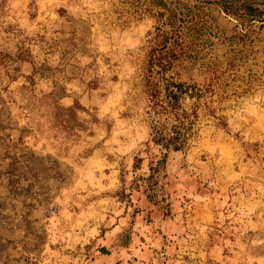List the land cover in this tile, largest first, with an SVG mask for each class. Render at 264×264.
<instances>
[{"label":"rangeland","instance_id":"obj_1","mask_svg":"<svg viewBox=\"0 0 264 264\" xmlns=\"http://www.w3.org/2000/svg\"><path fill=\"white\" fill-rule=\"evenodd\" d=\"M0 264H264V0H0Z\"/></svg>","mask_w":264,"mask_h":264},{"label":"trees","instance_id":"obj_2","mask_svg":"<svg viewBox=\"0 0 264 264\" xmlns=\"http://www.w3.org/2000/svg\"><path fill=\"white\" fill-rule=\"evenodd\" d=\"M248 10L252 11V8H248ZM191 88L183 83H177L170 81L166 83L164 91H165V101L159 99L160 91L158 89L153 90L151 92V102L150 105L151 110L154 111L156 120L153 119L152 124V137L151 140L154 144L163 146L165 149L172 148L173 150H181L187 140L188 128L184 127L185 119H187L188 114L181 110L179 105V99L183 94H188L190 97L193 94H189L188 90ZM164 102L166 104L164 105ZM182 111V112H181ZM172 113L175 118V124H172L170 128V132L166 134V125L164 122H161V118L159 115L165 113ZM193 116H195L193 114ZM185 130V131H183Z\"/></svg>","mask_w":264,"mask_h":264}]
</instances>
